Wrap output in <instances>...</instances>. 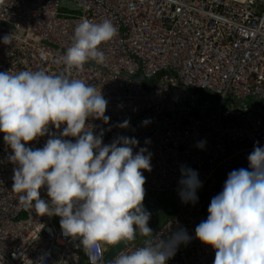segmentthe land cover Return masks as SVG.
I'll return each instance as SVG.
<instances>
[{
    "label": "built area",
    "instance_id": "2783aa9c",
    "mask_svg": "<svg viewBox=\"0 0 264 264\" xmlns=\"http://www.w3.org/2000/svg\"><path fill=\"white\" fill-rule=\"evenodd\" d=\"M61 1L0 0V39L11 35L10 45L0 42V71L63 73L102 90L110 120L89 123L105 144L135 137L134 151L152 153L146 199L172 197L163 206L148 202L149 226L167 228L165 236L184 227L193 237L168 264H213L215 251L195 238V227L228 173L248 167L257 142L264 146V0H68L76 5L68 12ZM106 18L118 34L101 45L104 63L67 68L63 56L76 25ZM126 120L128 127H120ZM48 138L29 146L43 147ZM10 152L0 133V264H31L42 255L46 264H90L79 240L63 235L59 217L39 216L12 190ZM181 166L197 170L202 181L195 205L178 195ZM41 196L47 198L46 189ZM112 247L97 249L100 264Z\"/></svg>",
    "mask_w": 264,
    "mask_h": 264
},
{
    "label": "clouds",
    "instance_id": "9594fccd",
    "mask_svg": "<svg viewBox=\"0 0 264 264\" xmlns=\"http://www.w3.org/2000/svg\"><path fill=\"white\" fill-rule=\"evenodd\" d=\"M118 34L110 19L81 20L63 56L67 68L89 61L104 63L101 45ZM11 44V35L0 39ZM109 101L94 84L44 70L0 71V133L11 149L12 190L39 216L59 217L65 237L78 239L90 264H100L97 249H114L144 237L140 246L115 251L104 264H168L193 237L186 228L154 232L145 207V171L152 153L135 137L119 136L105 144L93 119L110 120ZM150 121L143 123L147 125ZM129 121L120 127L126 128ZM50 127L61 129L50 134ZM48 135L43 147L29 145ZM72 139H67V138ZM145 143H150L146 140ZM204 142L197 147L203 148ZM248 167L231 170L222 190L211 198L207 218L195 227V238L215 251L213 264H264V146L248 155ZM178 195L195 205L202 185L197 170L181 166ZM46 189L47 198L41 191ZM31 264H46L42 255Z\"/></svg>",
    "mask_w": 264,
    "mask_h": 264
},
{
    "label": "rangeland",
    "instance_id": "374dc122",
    "mask_svg": "<svg viewBox=\"0 0 264 264\" xmlns=\"http://www.w3.org/2000/svg\"><path fill=\"white\" fill-rule=\"evenodd\" d=\"M60 5H61V10L64 12H68L69 10H72L76 7V5L73 2L68 1V0L61 1ZM171 198L172 197L170 196V194L168 192L160 193V194H158L157 197L155 196L151 200H150V198L146 199V196H145L144 205L147 208L148 202H151L153 200L155 205H158V206L162 205L163 206V205L167 204L168 201L171 200Z\"/></svg>",
    "mask_w": 264,
    "mask_h": 264
},
{
    "label": "water",
    "instance_id": "95a60500",
    "mask_svg": "<svg viewBox=\"0 0 264 264\" xmlns=\"http://www.w3.org/2000/svg\"><path fill=\"white\" fill-rule=\"evenodd\" d=\"M122 247V245L117 246V249H114L113 247L107 252L106 256H105V260H109L113 254L115 253L116 250L120 249Z\"/></svg>",
    "mask_w": 264,
    "mask_h": 264
}]
</instances>
